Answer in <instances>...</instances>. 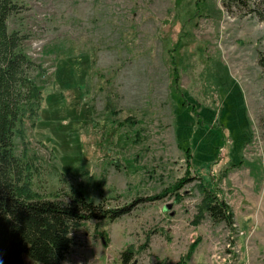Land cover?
<instances>
[{
  "label": "rangeland",
  "instance_id": "374dc122",
  "mask_svg": "<svg viewBox=\"0 0 264 264\" xmlns=\"http://www.w3.org/2000/svg\"><path fill=\"white\" fill-rule=\"evenodd\" d=\"M18 2L8 26L28 36L41 93L13 139L31 188L67 201L78 187L108 207L152 198L83 222L62 264H119L125 248L135 264H264L256 0ZM209 190L232 225L209 216Z\"/></svg>",
  "mask_w": 264,
  "mask_h": 264
},
{
  "label": "trees",
  "instance_id": "16d2710c",
  "mask_svg": "<svg viewBox=\"0 0 264 264\" xmlns=\"http://www.w3.org/2000/svg\"><path fill=\"white\" fill-rule=\"evenodd\" d=\"M242 2L248 5L246 0ZM21 9L18 0H0V264H25V257L37 264H62L74 250L83 222L114 221L152 198L108 207L88 198L78 187L66 193L67 201L45 197L31 188L30 166L14 152L13 143L26 113L41 102L40 90L30 75L38 65L23 47L28 36L8 26L11 15ZM249 12L264 19V0H256ZM258 60L264 71V51ZM204 203L215 223L233 224L230 209L214 190L208 191ZM134 258L135 252L125 248L119 264H131Z\"/></svg>",
  "mask_w": 264,
  "mask_h": 264
},
{
  "label": "water",
  "instance_id": "95a60500",
  "mask_svg": "<svg viewBox=\"0 0 264 264\" xmlns=\"http://www.w3.org/2000/svg\"><path fill=\"white\" fill-rule=\"evenodd\" d=\"M131 264H135V263H131Z\"/></svg>",
  "mask_w": 264,
  "mask_h": 264
}]
</instances>
